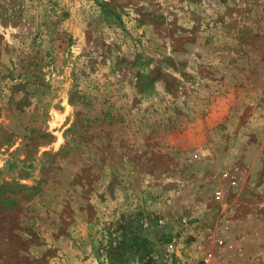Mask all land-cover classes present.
Segmentation results:
<instances>
[{
	"label": "rangeland",
	"instance_id": "obj_1",
	"mask_svg": "<svg viewBox=\"0 0 264 264\" xmlns=\"http://www.w3.org/2000/svg\"><path fill=\"white\" fill-rule=\"evenodd\" d=\"M169 239L264 262V0H0V264Z\"/></svg>",
	"mask_w": 264,
	"mask_h": 264
},
{
	"label": "built area",
	"instance_id": "obj_2",
	"mask_svg": "<svg viewBox=\"0 0 264 264\" xmlns=\"http://www.w3.org/2000/svg\"><path fill=\"white\" fill-rule=\"evenodd\" d=\"M221 190L217 189L214 191V198L219 199L221 198ZM162 241V239L160 240V242ZM174 239H169V241H167L166 243L163 244L165 251L162 254L161 259H158V264H166V257H168L169 253L176 248L177 245H175L174 243ZM218 242L222 243L223 239L220 238L218 239Z\"/></svg>",
	"mask_w": 264,
	"mask_h": 264
},
{
	"label": "crops",
	"instance_id": "obj_3",
	"mask_svg": "<svg viewBox=\"0 0 264 264\" xmlns=\"http://www.w3.org/2000/svg\"><path fill=\"white\" fill-rule=\"evenodd\" d=\"M256 255H257V253H254V254L249 253L247 256L245 255V256L241 257V259H239L238 261L233 262V263L234 264H261V263H264V262H259V259L255 258Z\"/></svg>",
	"mask_w": 264,
	"mask_h": 264
}]
</instances>
